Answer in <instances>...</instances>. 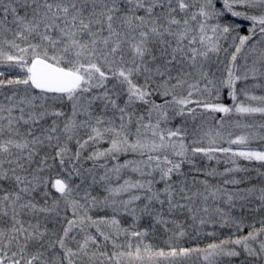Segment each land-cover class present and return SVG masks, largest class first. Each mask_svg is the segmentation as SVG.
<instances>
[{"label":"snow or ice","instance_id":"1","mask_svg":"<svg viewBox=\"0 0 264 264\" xmlns=\"http://www.w3.org/2000/svg\"><path fill=\"white\" fill-rule=\"evenodd\" d=\"M0 264H264V0H0Z\"/></svg>","mask_w":264,"mask_h":264}]
</instances>
